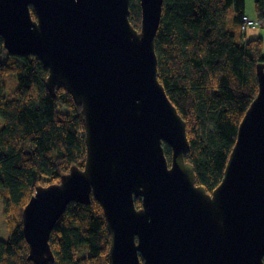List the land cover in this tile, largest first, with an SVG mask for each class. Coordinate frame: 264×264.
Listing matches in <instances>:
<instances>
[{
	"label": "water",
	"instance_id": "water-1",
	"mask_svg": "<svg viewBox=\"0 0 264 264\" xmlns=\"http://www.w3.org/2000/svg\"><path fill=\"white\" fill-rule=\"evenodd\" d=\"M139 3L138 31L129 0H0L3 49L39 58L50 95L64 87L84 123L83 167L37 186L22 210L28 259L53 261L56 221L69 203L92 196L103 209L109 264H264V63L222 179L208 193L184 159L186 123L157 76L163 0Z\"/></svg>",
	"mask_w": 264,
	"mask_h": 264
},
{
	"label": "trees",
	"instance_id": "trees-1",
	"mask_svg": "<svg viewBox=\"0 0 264 264\" xmlns=\"http://www.w3.org/2000/svg\"><path fill=\"white\" fill-rule=\"evenodd\" d=\"M264 24V0H254ZM244 0H163L155 35L157 76L186 123L195 184L211 193L223 176L239 122L256 96V65L263 39L246 38ZM32 18L35 13L31 10ZM129 21L139 31V0H129ZM255 28V27H254ZM0 36V56L3 54ZM6 75L18 86L4 93ZM48 69L36 56L6 54L0 62V201L8 236L0 264H34L22 230V210L39 185L60 181L72 165L83 167L86 146L81 106L60 87L52 97ZM168 164L170 147L164 145ZM135 206L141 207L140 198ZM47 264H109V234L101 205L71 202L49 236Z\"/></svg>",
	"mask_w": 264,
	"mask_h": 264
},
{
	"label": "rangeland",
	"instance_id": "rangeland-1",
	"mask_svg": "<svg viewBox=\"0 0 264 264\" xmlns=\"http://www.w3.org/2000/svg\"><path fill=\"white\" fill-rule=\"evenodd\" d=\"M245 1V15H247L249 18H252L255 21V28L251 27L252 29L246 30V38L253 37L259 35L263 39V54H264V24L261 26L256 21V8L254 5V0H244ZM7 52L4 50L3 54L0 56V62H3L5 60ZM5 82V89L4 93H9V91L15 89L18 86L17 79L12 75H6L4 77ZM2 126V120L0 118V127ZM8 236V232L6 230V225L4 222V206L2 202L0 201V240L6 239Z\"/></svg>",
	"mask_w": 264,
	"mask_h": 264
},
{
	"label": "built area",
	"instance_id": "built-area-1",
	"mask_svg": "<svg viewBox=\"0 0 264 264\" xmlns=\"http://www.w3.org/2000/svg\"><path fill=\"white\" fill-rule=\"evenodd\" d=\"M251 27H255V21L252 18H249L247 15H244L242 17L241 28L245 30Z\"/></svg>",
	"mask_w": 264,
	"mask_h": 264
}]
</instances>
